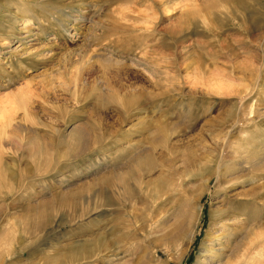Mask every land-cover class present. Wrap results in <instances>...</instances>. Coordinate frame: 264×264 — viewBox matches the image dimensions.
Returning <instances> with one entry per match:
<instances>
[{
  "label": "rangeland",
  "instance_id": "1",
  "mask_svg": "<svg viewBox=\"0 0 264 264\" xmlns=\"http://www.w3.org/2000/svg\"><path fill=\"white\" fill-rule=\"evenodd\" d=\"M0 264H264V0H0Z\"/></svg>",
  "mask_w": 264,
  "mask_h": 264
},
{
  "label": "bare ground",
  "instance_id": "2",
  "mask_svg": "<svg viewBox=\"0 0 264 264\" xmlns=\"http://www.w3.org/2000/svg\"><path fill=\"white\" fill-rule=\"evenodd\" d=\"M110 88V90L109 91H113V93H116L117 91H118V89H116L117 91H115V89L113 88V87H109ZM111 95V94H110ZM134 95V94H133ZM136 97V96H135ZM139 101H141V100H139ZM138 101V102H139ZM134 102V101H133ZM132 102V103H133ZM131 104V103H130ZM127 108V107H126ZM99 126V125H98ZM150 151V150H149ZM153 151V150H152ZM148 154L149 155H151L152 157L154 156V152H148ZM137 156V158H139V155H136ZM131 163V162H130ZM155 169H156V166H155V163L154 162H152L151 163V166L148 168V170H145V172H143V173H137V172H134V171H130L129 172V177H127L126 179H124V185H123V188L122 189H120V190H118V192L117 193H119V195H121V196H123V195H125L126 193H128L129 194V196H124V197H127V200L126 201H124V202H128V204H130V205H132L131 207L134 209V208H136L137 207V203H138V201H137V197H135V196H132V193L127 189L128 187H131V186H133V184H132V182L134 181V182H143L142 181V177L144 176H148L149 177V180L148 181H150V182H157V183H162L163 182V180H164V178H165V176H164V174H163V171H161L160 170V173L159 174H157V175H153V171H155ZM114 173V172H113ZM115 174V173H114ZM117 174V173H116ZM116 174H115V176H116ZM113 175V174H112ZM110 177V176H109ZM114 177V176H113ZM133 179V180H132ZM113 180V179H112ZM132 180V181H131ZM114 181V180H113ZM101 182H102V184H103V182H105L104 180H101ZM115 182V181H114ZM107 187L108 188H111V187H113V183H112V181H111V183H110V181H108L107 183ZM89 186V185H88ZM87 186V187H88ZM104 186V185H103ZM87 189V188H86ZM118 189V188H117ZM85 190V189H84ZM116 191V190H115ZM122 191V192H121ZM133 191L135 192L136 191V188L134 187L133 188ZM121 192V193H120ZM77 194H78V191H75V192H71V193H69V196L70 197H72L73 198V200H75L78 196H77ZM112 194H114V193H112ZM115 195H114V197L113 196H111V193H110V195L107 193V205H114L115 204ZM119 198V197H118ZM65 200H66V198H65ZM117 200V199H116ZM60 201V203L62 204V203H65V201L63 200V198H62V200L60 199L59 200ZM119 203V202H118ZM60 205V204H59ZM43 209V208H42ZM46 210V209H45ZM46 212L47 211H38V212H36L37 214H38V219L37 220H34V219H31L30 217H27V219L26 220H29V221H31V222H33L34 224H33V226L34 227H40V226H43V221H47V220H49L48 218H49V216L46 214ZM43 220V221H42ZM29 221H28V223H29ZM48 222V221H47ZM42 228V227H41ZM37 230H39L40 231V229H37ZM103 241V240H102ZM100 242H101V240H100ZM103 243H104V241H103ZM72 249V248H71ZM88 250V251H93V248H92V244H86V243H83V244H80V245H78V246H75V248L74 249H72L70 252H68L67 254H69V255H67V257L69 258V259H75V258H77L78 256H76V255H79L80 254V251H82V250ZM237 250V249H236ZM77 261V260H76Z\"/></svg>",
  "mask_w": 264,
  "mask_h": 264
}]
</instances>
